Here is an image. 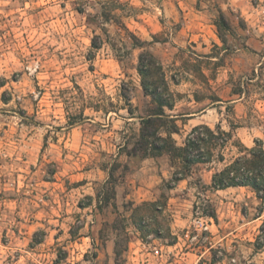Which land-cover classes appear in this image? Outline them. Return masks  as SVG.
Wrapping results in <instances>:
<instances>
[{"label":"rangeland","instance_id":"rangeland-1","mask_svg":"<svg viewBox=\"0 0 264 264\" xmlns=\"http://www.w3.org/2000/svg\"><path fill=\"white\" fill-rule=\"evenodd\" d=\"M143 50L177 145L197 122L264 142V0H0V264H264L252 189H210L213 162L170 190L178 161L130 154Z\"/></svg>","mask_w":264,"mask_h":264},{"label":"trees","instance_id":"trees-1","mask_svg":"<svg viewBox=\"0 0 264 264\" xmlns=\"http://www.w3.org/2000/svg\"><path fill=\"white\" fill-rule=\"evenodd\" d=\"M222 22L224 23L222 26L226 28L227 25L223 19ZM101 45L98 38H94L93 50L100 49ZM135 45L144 48L146 44ZM137 71L141 77L143 93L151 98L155 109L148 112L146 116L140 117L139 136L130 154L142 157L167 155L172 161H178L181 166L173 173V177L167 184V189L170 190L186 179L194 166L218 162L221 167L213 173L210 189L219 191L238 187L250 188L257 198L264 202L263 141L255 139L253 147H246L234 134V131L241 126L230 122L229 131L222 130L220 124L213 129L207 125L195 126L183 145H177L172 136L179 130L173 125V119L165 113V109L173 110L175 99L170 91L162 64L149 50H143L138 57ZM253 76H256L255 72ZM233 94L240 99L246 96L247 90L240 85L233 90ZM125 98L127 99V96ZM214 102L228 104L231 101L218 99ZM229 147L235 148L237 152L236 155L226 159L225 151ZM206 215L213 219L216 218L213 208ZM261 248L262 246L258 247V249ZM122 253L123 251L117 244L115 251L117 262Z\"/></svg>","mask_w":264,"mask_h":264},{"label":"crops","instance_id":"crops-1","mask_svg":"<svg viewBox=\"0 0 264 264\" xmlns=\"http://www.w3.org/2000/svg\"><path fill=\"white\" fill-rule=\"evenodd\" d=\"M214 103H222V102H214ZM213 103V104H214ZM212 104V105H213ZM213 108H214V105H213ZM203 111H205V110H203ZM195 114H191V115H189L190 116V120L189 121H191V122H195V121H198L196 118H194L193 116H194ZM196 126H198V125H200V124H198V122H197V124H195ZM239 129V128H238ZM237 130V129H236ZM262 140V139H261ZM263 141V140H262ZM263 144H264V142H263ZM217 170V169H216ZM215 170V171H216ZM238 188H241V187H238ZM229 189H237V188H229ZM226 190H228V189H226ZM219 191H224V190H219Z\"/></svg>","mask_w":264,"mask_h":264}]
</instances>
